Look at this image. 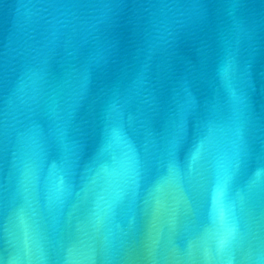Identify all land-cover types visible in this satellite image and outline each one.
<instances>
[{
	"label": "water",
	"instance_id": "95a60500",
	"mask_svg": "<svg viewBox=\"0 0 264 264\" xmlns=\"http://www.w3.org/2000/svg\"><path fill=\"white\" fill-rule=\"evenodd\" d=\"M0 264H264V0H0Z\"/></svg>",
	"mask_w": 264,
	"mask_h": 264
}]
</instances>
